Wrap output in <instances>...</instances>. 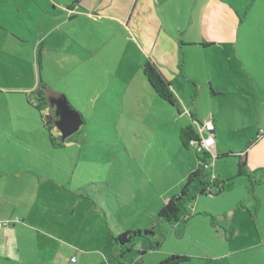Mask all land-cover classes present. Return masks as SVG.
Listing matches in <instances>:
<instances>
[{
	"label": "rangeland",
	"instance_id": "obj_1",
	"mask_svg": "<svg viewBox=\"0 0 264 264\" xmlns=\"http://www.w3.org/2000/svg\"><path fill=\"white\" fill-rule=\"evenodd\" d=\"M95 2L81 8L93 11L90 3ZM34 5L33 0H0V163L6 168L0 210L4 204L13 218H23L34 209L37 180L49 179L63 183L79 200L104 207L121 231L155 225L152 241L160 247L143 257L154 264L173 254L190 258L182 264H264V141L247 149L250 136L264 132V0H141L132 20L138 26L134 33L87 18L83 11L76 26L65 29L71 37L60 31L47 37ZM216 20L230 30L236 27V46L220 42L204 50L192 45L206 40L204 25L212 28ZM149 42L156 47L150 49ZM147 62L171 83L179 108L150 86L143 72ZM38 74L68 94L84 118L76 144L68 141L54 150L38 112L27 103L25 90ZM212 88L220 94L213 96ZM213 115L223 130L217 139L226 153L216 159L209 152L206 171L226 188L222 194L199 196L188 206L186 222L168 224L158 218L160 210L180 193L203 157L191 141L184 146L181 134L192 128L199 139V126ZM240 150L247 155L246 176L238 175ZM53 209L52 203L39 204L26 227L17 225L29 264L49 256L47 249L38 254L37 245L47 240L36 227ZM78 220L73 218L70 226L84 222ZM60 237L94 247L85 236ZM143 241L151 248L148 239L139 238L126 253Z\"/></svg>",
	"mask_w": 264,
	"mask_h": 264
},
{
	"label": "crops",
	"instance_id": "obj_2",
	"mask_svg": "<svg viewBox=\"0 0 264 264\" xmlns=\"http://www.w3.org/2000/svg\"><path fill=\"white\" fill-rule=\"evenodd\" d=\"M76 1L77 0H33L35 8L39 12L37 13V16L40 17V28L45 26V35H47V37H50L52 33L56 31H60L62 34H65V36L71 37V35L67 33L65 29L70 30L73 25L76 26V22L81 16L80 13H83V11L87 13V18H94L98 20L103 19L108 22L114 23V25L116 24V26L119 25L120 27L127 28L133 33L134 30L132 29H136V27H138L136 25L137 20H132L135 19L134 14L136 8H138V6L141 7V0H94L96 1L95 3H90V5L92 6L91 8L94 10L89 12L88 10L81 8V5L89 0H79V2ZM143 7L145 8L146 6L144 5ZM218 12H220V10H218ZM139 21L141 22V20ZM232 22L238 24L235 18L232 20ZM225 23L228 24V21H226ZM204 27L206 29H204V32L207 35L205 37L206 40H204L203 42H192V45H196L197 47L203 46L204 50L208 48L211 49L220 42H233L236 46L237 29L235 26L232 30L228 29L227 27L226 29L225 27L221 26V22L216 20L213 23L212 28L208 27V25H204ZM232 31H234L233 36H231ZM45 35L42 37V39L45 38ZM43 41L45 42V40ZM62 44L66 50L69 49V42ZM204 44H208L209 46H204ZM149 45V48L151 49L153 47H156L157 43L152 42L151 44L149 42ZM42 51L43 50H40L37 54V59H39L41 63L43 60ZM54 53L58 54L57 51H54ZM67 54L69 53L67 52ZM245 54L246 53H241V55L243 56ZM31 89L32 87L26 89L25 91H30ZM9 90H11V92L16 91L12 88H9ZM213 91L215 95L220 94V91L218 92L214 89ZM211 120H213L216 128V142L215 145L211 148V153L215 156H220L222 153H226L223 152L224 149L217 139V136L219 134L221 136L223 130L219 129L217 126L219 122L218 116H211V119L207 121V123ZM258 133L261 134L260 130L257 131V135ZM262 134H264V132ZM81 136H86V134ZM256 136H250V139H254ZM79 138L80 137H77L74 140L70 141V144H76ZM0 139H3V137L0 136ZM247 140L249 141V139ZM262 141H264V138L259 139L253 147L257 146ZM53 148L54 150L58 151V149H55V147ZM239 153L240 155H243L242 157H244V159L246 158L247 161V155L243 153V150H240ZM3 163V161L0 163V185H2L1 181L6 178V168L4 167ZM18 178H20V176L17 175L16 179ZM37 182L38 184L34 187L36 189V196L33 201L34 209L39 204L42 206H47L48 204L52 203L54 205L52 216H50L49 219L46 218L47 220H40V222L43 224L42 226H40L41 228L36 227L38 228V232H40V234L43 235L47 240V244L41 243L37 245L38 254L40 253V251L42 252V250L45 251L46 249L48 250L49 254L48 257H45L43 255L42 259H40L41 261L37 264H154L152 260H146V258H143L144 255L153 254V252L157 251L151 250V248L148 247L145 241L140 243L141 245L138 250L132 249L130 253L125 252L121 254L120 252L114 250L113 237L125 231H121L118 229V222L116 221V218L112 216L108 217L106 212L107 210L104 209V207L98 209L96 204H94L93 206L84 198L79 200V198H77V194H71L70 192L66 191V189L68 188L63 183H54L49 179H45L43 181L37 180ZM57 190H64L69 195L58 196V194L61 193H59V191ZM15 194L20 195L21 193L15 191ZM39 199L41 200L40 202ZM92 199L95 200L94 198ZM6 200L7 199H5L4 196L3 201L5 202ZM17 201L21 202L19 201V199H17ZM10 203L12 202L10 201ZM19 204L20 203H17V205L15 206H18ZM63 208L66 211V215L64 216L62 214ZM34 209H31L29 212L27 211L23 218L15 219L13 218L14 213H8L5 205L3 204L0 210V264H29L27 254L23 252V248L21 247L19 242L17 225L26 227L28 217L30 216V213L34 211ZM38 213L41 214V212ZM100 213H102V217L100 216ZM47 214L48 213H46L45 215ZM73 218L75 220L79 219L78 222H84H81V224L76 223L77 225H75V228H72L69 223ZM48 220L50 221V224L47 222ZM110 223L111 225H113V230L109 226ZM109 229L112 230V237H109ZM66 233L71 237L85 236L86 241L91 242L94 247L86 248L85 246H80L76 243L67 241L65 242L60 236Z\"/></svg>",
	"mask_w": 264,
	"mask_h": 264
},
{
	"label": "trees",
	"instance_id": "obj_3",
	"mask_svg": "<svg viewBox=\"0 0 264 264\" xmlns=\"http://www.w3.org/2000/svg\"><path fill=\"white\" fill-rule=\"evenodd\" d=\"M76 2H79L77 0ZM204 46H209L208 44H204ZM144 75L148 80L150 86L156 91L157 95L160 99L167 102L171 107H180V103L175 100V96L171 92V85L168 81H166L157 68L151 64V62H147L144 65ZM212 95L215 93L212 90ZM182 142L186 147V144L189 141L193 142L197 148H200L199 139L196 137L192 128L186 129L185 132L181 134ZM264 138V134L258 133V135L251 139L247 145V149L251 148L258 142L259 139ZM203 152V157L199 158L198 166L189 173L186 178L185 184L182 187L180 193L170 199H168L160 210L158 214V218L168 224H177L180 222H186L189 217V208L188 206L192 204L199 196H206L212 194H222L226 188V182L222 181L217 177H210L207 173V168L209 164V160H211V156L208 152L201 150ZM233 156V154H230ZM223 156H216L217 158H221ZM240 158V157H239ZM241 163L238 170L239 176H246V170L242 166V162L244 161V157L240 158ZM156 235L155 225H152L151 229H147L144 231L141 230H129L122 232L113 237L114 241V250L120 252L121 254L130 251L131 248L135 246V242L139 238H145L150 241L151 250L156 251L160 247V243H154L152 239ZM189 261V257L185 255L173 254L167 257L165 260L161 261L159 264H182ZM140 264V263H139Z\"/></svg>",
	"mask_w": 264,
	"mask_h": 264
},
{
	"label": "flooded vegetation",
	"instance_id": "obj_4",
	"mask_svg": "<svg viewBox=\"0 0 264 264\" xmlns=\"http://www.w3.org/2000/svg\"><path fill=\"white\" fill-rule=\"evenodd\" d=\"M37 60H38V63L40 64L38 71L42 72L43 64L41 63L39 59ZM34 81L35 82H34V86H32V89L30 91H25L27 103L38 112L40 116L41 124L43 125V128L48 132L49 140L52 146L55 147V149H61L63 148L64 143L68 141L70 142L80 135L78 132L80 131L83 124L85 123V120L84 118L82 119L83 124L80 127L78 132H76L72 136L65 139L64 142H62V134L58 130V128L55 126V123L58 121V118L55 116L56 107L50 108V105L47 101V97H46L44 89L51 88L55 92H59V90L55 86H52L51 84H48L47 82H45L43 75L41 76L40 74H38L36 77V80ZM13 92L17 93L19 91H13ZM63 94H65L66 97L68 95L65 92H63ZM67 99L71 105L72 102L69 100L68 97Z\"/></svg>",
	"mask_w": 264,
	"mask_h": 264
},
{
	"label": "water",
	"instance_id": "obj_5",
	"mask_svg": "<svg viewBox=\"0 0 264 264\" xmlns=\"http://www.w3.org/2000/svg\"><path fill=\"white\" fill-rule=\"evenodd\" d=\"M44 91L50 108L56 107L55 116L58 121L55 126L61 132L62 142H64L65 139L79 131L83 124L82 116L70 105L65 94L55 92L51 88H45ZM244 160L243 167L246 165V158Z\"/></svg>",
	"mask_w": 264,
	"mask_h": 264
},
{
	"label": "built area",
	"instance_id": "obj_6",
	"mask_svg": "<svg viewBox=\"0 0 264 264\" xmlns=\"http://www.w3.org/2000/svg\"><path fill=\"white\" fill-rule=\"evenodd\" d=\"M200 138H199V150H204L206 152L211 153V148L215 145L216 138H215V124L213 120L206 123L204 126L200 125ZM213 157L216 158L214 154Z\"/></svg>",
	"mask_w": 264,
	"mask_h": 264
}]
</instances>
